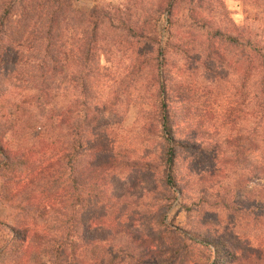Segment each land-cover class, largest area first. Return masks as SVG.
<instances>
[{
	"label": "trees",
	"instance_id": "trees-1",
	"mask_svg": "<svg viewBox=\"0 0 264 264\" xmlns=\"http://www.w3.org/2000/svg\"><path fill=\"white\" fill-rule=\"evenodd\" d=\"M75 1L0 0V227L8 229L7 237L0 234V259L22 255L18 264H27L25 258L29 264H264V241L246 249L198 229L212 224L206 219L212 210L238 205L234 190L219 189L214 176L199 200L189 202L187 183L193 180L195 188L206 178L185 167L187 156L205 150L206 135L213 133L221 137L222 149L214 161L240 169L251 149L255 179L264 184V20L224 25L215 20L219 12L211 0H127L126 8L92 0L90 9L78 8ZM133 11L140 12V24ZM163 18L169 25L164 45ZM172 55L193 59L212 75L216 64L233 68L237 81L230 96L236 107L217 101L203 106L184 96L175 100L165 65ZM102 57L110 64L119 59L122 67L104 66ZM119 78L127 94L140 84L142 94L136 98L147 106L142 129L148 145L140 163L118 158L125 153L111 139L107 145L90 143L95 114L113 110L121 95L112 91L104 98L99 86L108 80L121 92ZM15 81L32 85L27 108L7 93ZM56 90L71 98L58 113L52 110ZM250 120L249 133H243L242 124ZM45 128L54 132L51 142L23 145L28 136L43 140ZM59 130L61 139L54 137ZM128 168L138 169L141 182L151 185L134 214L140 223L142 215H149L146 208L166 210L176 200L175 194L168 206L167 197L148 203L161 187L184 196L190 225L172 228L155 218L157 232L152 228L151 233L140 230L138 220L125 219L139 198H129L125 190L111 193L109 182L115 170ZM243 181L245 174L234 187L242 190ZM258 189L263 195L264 187ZM88 202L101 207L97 215L85 216ZM2 208L14 210L13 219L2 217ZM251 213L258 229L264 205Z\"/></svg>",
	"mask_w": 264,
	"mask_h": 264
},
{
	"label": "rangeland",
	"instance_id": "rangeland-1",
	"mask_svg": "<svg viewBox=\"0 0 264 264\" xmlns=\"http://www.w3.org/2000/svg\"><path fill=\"white\" fill-rule=\"evenodd\" d=\"M209 0H207L208 2ZM213 1V5L217 8L219 13H214L217 15L216 21H221L224 25H230L231 21H234L236 24H242L248 19L254 25L262 23L264 20V12L263 7L261 6L260 0H211ZM95 1L92 0H77L75 1V5L78 8L82 9H90L94 5ZM97 4L103 5H111V6H120L121 8H126L128 6L127 0H98L95 2ZM219 4L221 6L219 7ZM206 6L208 3L205 4ZM144 15V13H142ZM133 15L135 16V22L140 24V12L133 11ZM142 15V17H143ZM212 15V14H211ZM151 19L148 17V20H152L151 23L153 24V16ZM152 25H149L150 28ZM169 25L165 21V18L160 22V40L162 45L165 44L167 41V37L169 36ZM148 28V29H149ZM178 29V25L176 26ZM195 53V52H194ZM193 53V54H194ZM115 54V53H113ZM116 53L113 56H117ZM195 57V55H193ZM102 65L104 66H119L120 68V60L114 59L113 64L106 62L102 57ZM185 63H189V66L185 65ZM167 69H169V77L168 85L172 91V95H174V99L178 101H182L181 98L184 96L186 100H192L197 103H201L203 106L206 103H211L212 101L217 102H226L229 103L232 107H236V103L234 102V97L230 96L232 93V86L237 81V74L233 68L222 66L219 64L214 65V69L216 74L212 75L206 72L201 64L194 62L193 59L188 60L186 57L183 56H176L172 55L169 57L167 63L165 64ZM185 65V66H184ZM196 66L198 68H196ZM126 74L125 77H127ZM166 76V75H165ZM121 78V75H120ZM117 86L120 88L121 92L116 90V86H113L111 82L108 80H104L100 87V94L102 97L107 98L110 97L112 91L115 93H121L118 99L117 104L111 111H102L95 114L98 116V119L95 120L94 127L96 130L90 137L91 145L97 143L98 145H107L109 140L111 139L114 141V146H120L122 150V154L124 155L118 157L122 161H130V162H138L140 163L142 156L145 155V146L148 145V141L145 140V135L143 134V121L144 117L142 114L143 108L147 106H141L137 99L140 93V84L137 86V90L129 88L125 93L123 88L121 87L119 80ZM130 79V78H129ZM131 81V79H130ZM140 81V78H139ZM17 84L12 86L9 84L8 95L12 97L13 101L20 103L21 107H26L32 103L33 98H31V94L34 92L32 90V85L27 84L26 82H13ZM183 87H187L190 93H187ZM189 94V95H188ZM71 98L67 97L63 90H56V103L52 104V110L56 113L62 112L65 110L66 106L69 104V100ZM53 102V100H51ZM248 104V103H247ZM249 110H251L250 105L248 106ZM22 109H20L21 111ZM24 110V109H23ZM250 123V124H249ZM249 126H251V120L245 125L242 124V131L243 133H249ZM54 132L50 130V128H45L42 131L43 140L40 142L39 139L33 138V136H28L23 142L24 146L30 147L31 145H40L41 142L45 140V142H51L53 139H48L50 135H53ZM60 130L55 134V138H60ZM30 134V133H29ZM8 137V135H7ZM31 137V138H30ZM207 148L203 151H193L190 153L188 157V165L185 164V167L188 166V169H193L194 176L200 177L201 175L206 178L205 183L196 184L194 188L193 180L191 183H187L189 192H186L188 197H186L189 202L199 200V194H201V189L206 185H209L210 178L213 176L218 178L219 189L224 190H234L235 194L233 198L236 201V205L238 208H229V209H216V212L212 210L207 220H210L212 224L207 223L206 225H198V229L203 231L210 229L211 234L221 235V237L227 238L232 242L236 247H247L249 246H256L261 247V243L264 241V221L260 223L261 226L256 228V223L251 211L254 212V209L261 207L264 205V198L263 195L260 194V190L258 188L264 187V184L260 181L255 179L254 170H253V154L251 149L247 152V157L249 162L247 165L243 166V168H231L230 166L226 167L220 163L214 161L217 157H222V149L220 143V136H215V134H207ZM215 139V141L213 140ZM95 141V142H93ZM219 141V142H218ZM192 161V163H191ZM140 168V167H138ZM235 169V170H233ZM114 171V175L110 179V192L111 193H118L120 190H125L127 196L129 198L138 199L139 206L135 208V210L127 216L125 219L131 220L136 219L138 220L137 223L140 225V230H145L147 232L150 231L152 228H155L153 224V220L156 218H164L165 223L172 226V228H185L190 225V217L188 213L185 211L183 202L184 196L179 192H171L169 190H163L161 187L155 190V194L148 198L146 201L149 203L153 200V198H161L167 197L164 201L165 205L168 206L169 202L173 201V197L176 194V200L172 202V206L169 209H162L158 210L155 208V211L151 208H146L144 211L146 214H149L147 217L141 216V223H140V216L135 218V213L140 211V195L144 193L149 186L148 183H143L140 180V173L138 169L135 168H128L123 169L122 171ZM116 173V174H115ZM245 174V181L240 184L242 190L239 188H235V182L241 176ZM211 185V184H210ZM169 191V192H168ZM232 193V191H230ZM151 195V194H150ZM255 196L257 198H255ZM38 199V198H37ZM256 201H260L259 204H256ZM1 211L2 217H7V215H11L13 219L14 210L8 208H2ZM101 210V207H97L92 202H88L84 211L85 216L87 215H95L97 212ZM211 210L209 208L205 209ZM204 212H201L203 214ZM212 213L215 215L212 216ZM98 214V213H97ZM96 214V215H97ZM31 219L29 216L28 220ZM41 223V222H39ZM201 227V228H200ZM216 227L218 228L219 233L216 234ZM157 232V229H154ZM0 234L7 237L8 229L4 227H0ZM250 249V248H248ZM19 258H22V255L13 256L10 259H0V264H18ZM31 261L33 258L28 256ZM46 258H41L40 263H44ZM25 262L29 264L30 262L27 261L25 258ZM34 264V261L31 262Z\"/></svg>",
	"mask_w": 264,
	"mask_h": 264
}]
</instances>
